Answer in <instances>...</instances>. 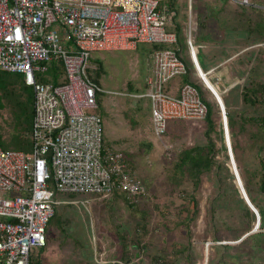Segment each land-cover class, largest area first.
I'll use <instances>...</instances> for the list:
<instances>
[{"label":"rangeland","instance_id":"374dc122","mask_svg":"<svg viewBox=\"0 0 264 264\" xmlns=\"http://www.w3.org/2000/svg\"><path fill=\"white\" fill-rule=\"evenodd\" d=\"M207 1L193 0L191 28L194 27L196 14L205 15L208 11ZM230 1L219 0L223 6ZM250 2L257 6L253 10L264 15V0ZM161 4L173 5L175 14L167 17L166 25L172 30L176 23L180 26L179 43L175 49L188 72L187 77L176 78L169 85H179L186 80L196 86L214 113L213 120L217 126L210 138L217 151L213 163L219 169L203 175L199 186L196 184V191L193 190L194 181L186 173L180 171L179 175L176 171L173 178L175 164L185 152L206 147L207 124L205 120L169 121L165 137L160 141L154 138L148 120L149 101L131 97L146 91L145 84L152 66L151 45H140L131 52L94 53L88 71L104 92L97 95L103 146L107 151L123 153L126 163H131L128 164L131 171L142 181L145 193L143 197H133L138 199L137 210L123 200H113L114 197L85 194L60 196L61 201H58L62 203L57 211L61 217L53 219L54 224L51 223L46 235V247L31 249L34 261L41 264H114L126 240L132 258L130 263L125 264H264V190L259 189L264 174V166L260 164L264 163V130L257 121L249 120L250 117H264V100L259 105L250 106L243 102L241 96L244 87L254 86L252 82L264 86V43L260 40L262 42L244 43L243 47L239 43L234 46L237 47L234 51H239V57L232 59L233 63L222 67L215 75L220 78L226 76L231 86L222 84L220 91L214 83V76L209 78L220 92L210 87L226 108L230 121L227 129L231 151L226 152L220 113L212 97L214 94L205 90L197 79L187 50V0H161ZM240 9L249 13L248 8ZM201 56L202 53L198 56L199 60ZM209 59L212 63L216 61L213 57ZM6 112L0 111V135L4 140L11 132ZM242 116L248 122L244 121L245 130L239 133L237 125ZM261 146V151L257 150ZM231 156L248 204L259 215L258 232H253L257 225L255 216L245 203L236 184L234 170L232 172L230 168ZM178 178H182V182L177 181ZM188 193L198 203L194 223H187L195 212V209L190 210L192 205H188ZM141 211L148 214L149 226L140 240V246H137L139 233L136 225L142 220ZM58 221L64 224L58 226ZM223 241L224 244H217ZM176 251L177 258L172 263H169L170 260L163 261L161 257L152 259L159 255L167 259Z\"/></svg>","mask_w":264,"mask_h":264},{"label":"built area","instance_id":"2783aa9c","mask_svg":"<svg viewBox=\"0 0 264 264\" xmlns=\"http://www.w3.org/2000/svg\"><path fill=\"white\" fill-rule=\"evenodd\" d=\"M160 2L0 0V71L21 75L34 95L31 150L0 146V264H38L30 252L47 245L57 194L110 198L145 193L123 153L103 148L97 95L104 92L89 75L92 54L131 52L144 44L164 46L152 53L146 91L131 95L149 101L154 138L165 137L169 121L205 119L208 109L195 87L169 85L187 69ZM239 3L248 5L249 0ZM192 4L187 0L186 46L196 70ZM53 64L62 67L59 83L41 82Z\"/></svg>","mask_w":264,"mask_h":264},{"label":"trees","instance_id":"16d2710c","mask_svg":"<svg viewBox=\"0 0 264 264\" xmlns=\"http://www.w3.org/2000/svg\"><path fill=\"white\" fill-rule=\"evenodd\" d=\"M242 8H248L249 13H243L240 11H236L233 14L241 15L242 16V33H241V43L239 44H248V43H254V42H264V15L260 11H255L253 10L254 8L250 6H245V5H240ZM160 8H162L165 17H166V22H167V17L170 14H175V11L173 9V5L169 4L168 5H163L160 2ZM240 12V13H238ZM172 20V19H171ZM244 23V24H243ZM246 23V24H245ZM166 28L171 31L176 33L177 35V45L179 43V38H180V33L181 29L180 26L176 23L174 29H169L166 25ZM180 32V33H179ZM242 34H245L244 36ZM179 35V36H178ZM262 40V41H260ZM152 49L151 52L153 53L155 50L164 48V46H156V45H151ZM188 73V72H187ZM90 75V73H89ZM62 76V67L61 64H53L50 66L49 72L46 77L41 82H48L52 83L54 85H57L60 81V78ZM183 77V76H182ZM187 77V74L185 75ZM90 78L97 83L94 78L90 76ZM187 83L186 80L182 82V84ZM98 84V83H97ZM254 86L248 87V88H243L241 91V96L242 100L245 104L254 106V105H259L261 102L264 100V86L258 82L253 83ZM99 85V84H98ZM195 87L200 96L201 92L200 90ZM202 99V97H201ZM33 100H34V95H33V90L32 88L28 87L25 85L23 81V77L21 75L15 74V73H7L0 71V111H7L8 115V127L10 128L11 132L10 135L7 139H3L2 136L0 135V146L4 150H19L23 152H29L32 147L31 139L29 138V134L31 133L32 130V121H33ZM202 101L205 103V101L202 99ZM206 104V103H205ZM207 106V115L205 117V122L207 124V129L205 131V137L207 140V145L206 147H196L192 149L191 151H187L184 153L183 157L180 158L176 164H175V169H174V175L173 178L176 176V171L180 175L181 173H186L188 177H190L191 180H193L194 188L193 190L196 191L198 189L197 185L199 186L201 177L205 174H208L212 172L213 170H218L219 166H215L213 163V158L216 155V150H215V145L214 142L210 138V134L215 132L216 129V122L213 120L214 113L212 110ZM228 115V114H227ZM3 116V115H2ZM1 116V117H2ZM240 118V121H238V132L241 133L245 130V122H248L245 116H242ZM252 122L257 121L262 129L264 130V117L259 116L258 118H249ZM230 122V121H229ZM252 138L254 135L251 136ZM9 146L12 148L10 149ZM9 148V149H8ZM104 148V146H103ZM105 149V148H104ZM261 148H257V150L261 151ZM227 152V150H226ZM228 156V155H227ZM229 160V159H228ZM237 163V162H236ZM128 164L131 165L129 162ZM230 164V163H229ZM261 167L264 166L263 162H260ZM230 168L232 169L231 165ZM233 172V169H232ZM234 175V173H233ZM263 178L261 180L262 183H260L259 189L262 191L264 190V174L262 175ZM235 178V176H234ZM172 181V178H171ZM177 181L182 182V178L177 179ZM176 181V182H177ZM174 182V180H173ZM174 182V183H176ZM237 184V182H236ZM238 186V185H237ZM239 187V186H238ZM240 189V188H239ZM67 197H75V194H65ZM187 200H188V205H192V208L190 207L187 208L188 212L191 213L190 210L195 209L194 216L190 217L187 220V223L192 221L194 223V217L197 215V210H198V203H196L194 196H190V193L187 194ZM63 195L57 194L56 199L60 200L59 197ZM113 200L115 201H120L123 200L127 205L130 206L133 210H137V198L133 197H127L122 194H114L113 195ZM143 197V196H142ZM61 201V200H60ZM62 203V202H61ZM60 203V204H61ZM59 204V205H60ZM58 205V206H59ZM55 207V213L52 219L49 221L47 230H46V235L49 232V227H51V223L54 224L53 219L61 217L59 215V212L57 211V207ZM190 209V210H189ZM148 214L145 211H141V217L142 220L136 225V231L139 233L138 237L136 240V245L140 246V240L142 239V236L146 234L147 229L149 224L147 223L146 216ZM64 224V222L58 221L57 224L58 226L60 224ZM256 223V220H255ZM254 223V225H255ZM189 226V224L187 225ZM189 230V229H188ZM125 238V236H122ZM123 247L124 249L121 251L120 257L117 259V263L114 264H125V263H130L132 255L130 253V245L126 242V240L123 242ZM178 252H173L172 255L167 257V259L164 256H154L152 257L153 261L157 260V258H160L164 260H170L169 263H172V260L176 259L175 255ZM136 254V253H135ZM136 256V255H135ZM205 258V256H204ZM38 264H41L39 261H35ZM167 262V261H166Z\"/></svg>","mask_w":264,"mask_h":264},{"label":"crops","instance_id":"0c3cea01","mask_svg":"<svg viewBox=\"0 0 264 264\" xmlns=\"http://www.w3.org/2000/svg\"><path fill=\"white\" fill-rule=\"evenodd\" d=\"M239 2L240 0H231L229 4H225V6H223L219 2V0H208L207 1L208 8H209L208 11L206 12L205 15H199V13H197L194 18L195 19V22L193 23L194 27L191 28L192 30L191 40L198 50L197 60L202 70L204 71V73H206L208 76V78H206V82L209 87H213V88L215 87V89L218 92L220 90L219 87L222 84H225V85L230 84L229 86H231L232 83L227 79L226 76L225 77L222 76L221 78L219 76H215L216 73L222 67L227 66L229 63H233L232 59L239 57V53H238L239 51L237 50L236 51L237 53H236L234 50L237 47H234V46L237 45L238 43H241L242 41L241 39L242 16L233 14L235 10L240 11L241 4ZM245 6H250L252 8L257 7L254 3L252 4V2H250L248 5H245ZM254 43H257V42H254ZM239 45L242 46L243 44H239ZM200 52L202 53V56L200 57L201 59L199 60L198 56L201 54ZM209 57L215 58L214 59L216 60L215 63H212L210 59L208 60ZM151 69H152V66H151ZM194 71H195V68H194ZM213 76H214V81H215L214 83L216 84L219 90L216 88V86H214L210 82L209 78H213ZM197 79L199 80L198 77ZM200 83L203 86L201 81ZM180 85L181 84L175 85L174 87L178 88ZM203 88L206 90L204 86ZM209 93H212V92L209 91ZM149 112H150V106H149ZM148 120L151 123L150 116L148 117ZM213 210L214 209L212 208L211 211ZM212 240H215V239H212ZM100 264H105V263H100ZM108 264H113V263L108 262Z\"/></svg>","mask_w":264,"mask_h":264},{"label":"bare ground","instance_id":"6f19581e","mask_svg":"<svg viewBox=\"0 0 264 264\" xmlns=\"http://www.w3.org/2000/svg\"><path fill=\"white\" fill-rule=\"evenodd\" d=\"M198 51V50H197ZM196 62H197V69L195 70V72H196V75H197V77L199 78V80L202 82V84L205 86V88L208 90V91H211L213 94H214V97H213V99H214V101H215V103H216V105H217V108H218V110H219V113H220V121H221V125H222V132H223V139H224V145H225V148H226V150L228 151V152H230L231 151V145H230V140L231 139H229V133H228V129H227V125H228V123H229V117H228V115L226 114V110L223 108V106H222V104H221V101H220V99H219V97L212 91V89L208 86V84H207V82H206V78H208V76H207V74L206 73H204V71L202 70V68H201V66H200V64H199V62H198V60H196ZM211 82V81H210ZM230 126V125H229ZM230 133H231V131H230ZM224 134H225V137H224ZM231 138H232V133H231ZM225 140H226V143H225ZM231 167H232V169L234 170V176H235V179L237 178V185L239 186V188H240V190H242L241 191V194H242V196L244 197V199H245V197H246V195H245V192H244V189L241 187V184H240V180H239V176H238V171H237V167H236V165H235V163H234V161H233V158H232V156H231ZM245 195V196H244ZM247 200V203H248V199H247V197H246V199H245V201ZM249 205H250V203H249ZM251 207H252V205H250ZM255 214H256V216L259 218V215H258V213H257V211L252 207V208H250ZM259 220V223H257V225L259 226V224H260V219H258ZM206 252L208 253V249H206ZM207 253H206V255H207Z\"/></svg>","mask_w":264,"mask_h":264},{"label":"water","instance_id":"95a60500","mask_svg":"<svg viewBox=\"0 0 264 264\" xmlns=\"http://www.w3.org/2000/svg\"><path fill=\"white\" fill-rule=\"evenodd\" d=\"M242 191V190H241ZM243 192V191H242ZM245 196V195H244ZM245 199H246V197H245ZM246 202H247V200H246Z\"/></svg>","mask_w":264,"mask_h":264},{"label":"clouds","instance_id":"9594fccd","mask_svg":"<svg viewBox=\"0 0 264 264\" xmlns=\"http://www.w3.org/2000/svg\"><path fill=\"white\" fill-rule=\"evenodd\" d=\"M249 208V207H248ZM250 209V208H249ZM251 210V209H250ZM252 212V211H251ZM253 213V212H252Z\"/></svg>","mask_w":264,"mask_h":264}]
</instances>
